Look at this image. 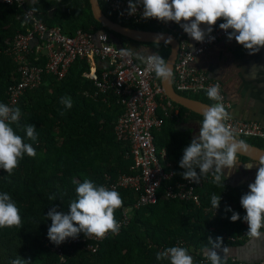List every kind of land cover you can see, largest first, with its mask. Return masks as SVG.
<instances>
[{"label":"trees","instance_id":"1","mask_svg":"<svg viewBox=\"0 0 264 264\" xmlns=\"http://www.w3.org/2000/svg\"><path fill=\"white\" fill-rule=\"evenodd\" d=\"M98 1L104 15L123 26L155 32L162 30V27L124 23L102 0ZM31 7L37 9L34 13L46 27L57 26L67 36H73L77 30L87 33L104 31L121 42H130L95 21L88 0H37L34 5L27 2L23 7L0 4V103L19 108V121L10 126L36 150L35 157L25 154L11 175L0 169V193L10 195L21 216L19 227L0 228V264H10L16 257L30 264H170L167 259L158 261L156 254L173 246L187 249L194 264H210L203 252L205 247H210L209 237L213 240L221 238V248L218 249L221 264H257L259 261L247 263V260H239L234 253L246 243L249 235L248 225L243 222L246 213L238 202L243 194L238 193L223 176L219 183L214 182L211 172L195 185L200 207L166 199L164 188H161L155 204L135 209L134 193L130 189L118 190L123 205L115 210L114 216L118 223H122V213L128 210V222L121 224L118 234L107 233L97 243L95 253L85 250V243L68 245L70 238L59 246L48 240L47 231L51 225V220L46 219L48 211L55 207L57 211L67 213L70 202L75 199L78 183L89 179L97 186H103L105 175L113 179L119 174L133 175L135 170L131 158L126 157L129 144L117 141L113 133L123 107L112 88L102 91L93 80L84 76L89 72L86 60L73 62L60 80L44 73L37 87L25 89L16 103L9 105V93L19 79L18 65L9 53V46L18 34H26L31 29L22 17L23 9L31 10ZM155 53L166 59L169 49ZM29 57L27 60L31 64H43V60H35L32 55ZM101 71L97 68V77ZM181 95L208 105L215 104L204 92ZM64 96L71 98L70 109L60 103ZM171 109L178 110L176 116H163L160 109L157 110L163 123L159 130H153V136L157 151L164 149L174 164L171 182L176 183L183 180L179 161L183 149L191 142L177 127L189 117L202 123L203 116L174 103ZM28 124L36 128L35 142L26 138L24 127ZM241 139L264 149L262 139ZM164 171L169 172V169L164 168ZM213 195L221 196L219 207L214 214L206 213V208L214 209L211 204ZM50 196L55 199L50 200ZM233 211L239 213L240 220L230 221ZM260 232H264V227ZM84 237L81 233L77 238L83 240ZM56 247L61 248V257L55 251Z\"/></svg>","mask_w":264,"mask_h":264},{"label":"clouds","instance_id":"2","mask_svg":"<svg viewBox=\"0 0 264 264\" xmlns=\"http://www.w3.org/2000/svg\"><path fill=\"white\" fill-rule=\"evenodd\" d=\"M11 2V0H9ZM37 0H30L35 4ZM142 6V18L155 19L160 22H174L179 24L183 31L194 41L203 42L205 32L200 25H207L208 32L217 20L219 29L227 33V39H235L236 43L244 48L249 55H255L264 48V0H128V14L134 15L137 8ZM37 9L31 7V12ZM30 15L28 14L26 18ZM181 21H184L181 24ZM231 29V32L228 30ZM127 55L131 51L121 49ZM150 70L155 72L157 78L169 81L172 69L169 61L163 59L158 53L144 57ZM211 100L220 99L218 86L207 90ZM60 103L70 109V97H61ZM63 114V113H61ZM19 108H11L0 103V169L8 175L18 166L19 161L26 154L35 157L36 150L31 143H26L10 126L18 123ZM198 135L183 149L179 161L180 173L184 180L199 183L202 176L212 173L214 182L221 180L222 168L232 169L236 164L237 150L245 147L244 142L236 143L230 129L224 123L228 113L221 103L207 107L203 113ZM26 138L32 142L37 140L36 128L32 124L24 127ZM241 138V137H238ZM253 183L249 184L248 192L241 196L240 206L246 215L243 222L248 225L247 233L252 237L261 236L260 229L264 227V157H261ZM253 164L246 165L251 168ZM197 169L199 170L197 172ZM224 177V176H223ZM54 200V196L49 197ZM221 196L213 195L211 204L216 210L219 207ZM123 205L119 192L110 190L105 186H97L91 180L85 179L75 188V199L68 206L67 213L59 212L52 207L46 219L51 220L47 231V238L59 246L66 239H75L83 233L85 237L103 239L107 233L118 234L120 225L114 212ZM232 211L231 209H226ZM239 213L232 212L231 222L240 220ZM21 216L19 209L7 192L0 193V228L19 227ZM210 247L203 249L204 256L210 264H221L222 256L221 238L208 239ZM156 259L169 260L170 264H194L193 257L188 250L173 246L156 254ZM10 264H30L29 261L16 257Z\"/></svg>","mask_w":264,"mask_h":264},{"label":"built area","instance_id":"3","mask_svg":"<svg viewBox=\"0 0 264 264\" xmlns=\"http://www.w3.org/2000/svg\"><path fill=\"white\" fill-rule=\"evenodd\" d=\"M102 1L115 17L124 23L163 27L160 21L143 19L142 6L137 8L134 15H129L128 0ZM0 4L23 7L27 2L0 0ZM28 10L30 15L26 18ZM22 17L30 24L31 29L26 34H18L9 46V53L18 65L19 74L15 87L10 93L8 92L9 105L15 104L25 89L37 87L44 73L60 80L66 75L73 62L86 60L89 64V72L84 76L93 80L96 87L102 91L112 88L118 96V103L123 107L113 133L117 141L129 144L126 157L131 158L135 170L133 175L119 174L113 179L105 175L106 183L103 186L115 191L130 189L136 198L133 205L135 209L155 204L161 188H164L163 196L166 199L189 202L200 207L199 197L195 193L197 183L184 179L172 183L173 172H165L163 167L165 150L158 152L156 149L153 130H159L163 123L157 110L160 109L163 116L169 114L176 116L178 110L171 109L172 102L164 95L160 82L155 72L150 70L148 63L144 59L140 62L134 59L131 52L125 55L121 49H128L117 47L108 32L87 33L77 30L73 36H67L57 26L46 27L30 9L24 8ZM222 22L224 21L221 20L216 28L204 37L203 42H198L193 47H189L183 41L179 42L172 83L179 94L193 95L207 93L212 86H218L220 99L214 100L215 104H223L227 111L230 105L225 100L220 83L208 78L193 65L197 57L227 36V33L219 29V24ZM228 31L230 32L231 29ZM29 55L35 57V60H43V64H31L27 60L30 58ZM98 63L104 65L99 77L96 75ZM224 123L235 137L259 138L264 141V129L258 123L238 121L230 117ZM127 211L124 210L122 213L120 226L128 222ZM205 212L214 214L216 210L206 208ZM250 237L247 235L248 239ZM101 240L95 237H84L83 240L70 238L68 245L85 243L84 249L95 253L98 249L97 243ZM55 251L61 257V248L56 247ZM257 264H264V260Z\"/></svg>","mask_w":264,"mask_h":264},{"label":"crops","instance_id":"4","mask_svg":"<svg viewBox=\"0 0 264 264\" xmlns=\"http://www.w3.org/2000/svg\"><path fill=\"white\" fill-rule=\"evenodd\" d=\"M221 20H217L211 31ZM162 23V30L157 32L171 34L180 43L183 41L189 47L198 43L192 40L179 24ZM183 23L184 21H181V24ZM200 27L205 32V36L209 34L207 25H200ZM149 47L158 52L170 49L164 44H150ZM130 49L136 56L143 59L149 52L141 46L130 47ZM149 54H154V52ZM193 65L208 78L220 83L225 100L230 105L227 110L230 118L258 123L264 129V48H261L255 55H249L242 46L236 43L235 39L229 41L226 36L197 57ZM97 67L103 69L104 65L98 63ZM184 121L178 125L177 129L191 141L194 136L198 135L201 122L191 117L185 118ZM250 164L253 166L246 168V165ZM163 167L168 168L169 171H172L174 167L166 156V152ZM257 170L256 162L236 156L235 166L232 169L222 168L221 172L227 182L232 187H236L238 193L242 192L244 195L248 192L249 184L254 182ZM234 253L239 260H247V263L264 260V232H261L259 237L251 236L242 247L236 248Z\"/></svg>","mask_w":264,"mask_h":264},{"label":"water","instance_id":"5","mask_svg":"<svg viewBox=\"0 0 264 264\" xmlns=\"http://www.w3.org/2000/svg\"><path fill=\"white\" fill-rule=\"evenodd\" d=\"M90 5V10L92 16L95 21L101 24L104 28L108 31L112 32L113 34H117L128 39L130 42L124 43L121 42L117 37L111 35L114 44L119 47H126L128 50L130 46L137 45L145 48L147 51L156 52L154 49H150L152 47H147L150 44H164L170 47L169 54L166 61H169V65L172 69V76H173V68L177 57V52L179 49V41L171 34L164 33V32H155L149 30H139L130 28L127 26H123L118 22L112 21L107 16L104 15L102 12L99 1L98 0H88ZM133 51V50H132ZM130 51L133 54V58L138 60L139 62L143 60L140 56H136L134 52ZM147 55H150L147 53ZM172 76L169 81L165 82L160 79V85L162 87L163 93L166 98L171 101L172 103L181 106L197 115L203 116V111L212 105H208L201 101L183 96L175 91L172 83ZM234 137V141L239 144V142L243 141L241 138ZM244 142L245 147L240 148L237 150L238 156L245 157L250 161L258 163L261 157H264V149H261L257 146L251 145L248 142Z\"/></svg>","mask_w":264,"mask_h":264},{"label":"flooded vegetation","instance_id":"6","mask_svg":"<svg viewBox=\"0 0 264 264\" xmlns=\"http://www.w3.org/2000/svg\"><path fill=\"white\" fill-rule=\"evenodd\" d=\"M137 45H133V46H131V48H134V47H136ZM148 48H149V46H147ZM150 49H152L153 50V48H150ZM144 50H146V49H144ZM151 52H153V51H151Z\"/></svg>","mask_w":264,"mask_h":264}]
</instances>
